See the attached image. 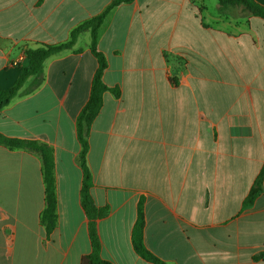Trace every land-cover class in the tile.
I'll return each mask as SVG.
<instances>
[{"label":"crops","instance_id":"0c3cea01","mask_svg":"<svg viewBox=\"0 0 264 264\" xmlns=\"http://www.w3.org/2000/svg\"><path fill=\"white\" fill-rule=\"evenodd\" d=\"M112 0H0V89L18 78L27 49L58 45ZM264 6V0H255ZM90 31L43 62L0 111V133L54 153L57 223L46 234L40 156L0 146V264H80L91 252L80 203L75 121L97 67ZM107 91L93 120L87 164L100 256L151 264H264L262 192L243 202L264 164V21L218 0H133L98 30ZM26 64V59L21 65Z\"/></svg>","mask_w":264,"mask_h":264},{"label":"trees","instance_id":"16d2710c","mask_svg":"<svg viewBox=\"0 0 264 264\" xmlns=\"http://www.w3.org/2000/svg\"><path fill=\"white\" fill-rule=\"evenodd\" d=\"M133 0H112L105 9L98 15L84 21L75 27L69 35L68 41L58 45H45L36 49H27L24 52L26 64L20 65L19 75L16 81L6 89H0V111L6 107L10 101L18 94L24 83L29 77H34V82L31 84L26 93L31 92L40 84V76L42 74L43 62L49 56L72 47L76 41L77 36L86 30L90 31L91 42L90 52L96 59L97 67L93 73L89 96L84 106L79 111L76 121V138L80 146L78 154V165L82 172V181L80 188V203L84 213L90 219L89 223V238L91 244V252L84 256L80 264H111L100 256L101 241L96 230V219L104 217L108 213L106 207H96L92 196L91 187L92 174L87 164V154L89 151L88 135L93 120L98 115L102 106L103 94L107 91L119 96L120 91L118 88H109L103 82V73L107 68V61L102 52L98 50V30L104 23L107 15L117 6L121 4L131 3ZM219 10L223 11L228 7H240L244 12L254 17H258L264 21V6L257 3L255 0H218ZM0 146L8 149H23L37 153L42 162V180L44 184L45 195V208L41 212V223L45 228L46 234L51 233L56 227L57 223V197L56 186L54 177V153L53 149L47 144L40 143L34 140H23L17 138L7 137L0 133ZM264 176V164L250 188L243 206L247 207L254 199L262 192V181ZM144 220L142 216V203L140 202L137 207V219L134 224L131 243L134 252L146 262L151 264H166L159 260L145 247L142 239Z\"/></svg>","mask_w":264,"mask_h":264},{"label":"built area","instance_id":"2783aa9c","mask_svg":"<svg viewBox=\"0 0 264 264\" xmlns=\"http://www.w3.org/2000/svg\"><path fill=\"white\" fill-rule=\"evenodd\" d=\"M25 60V55H24V53L23 54H21L20 56H19V58L16 60V62H14L13 64L15 65V66H20L21 65V63L23 62Z\"/></svg>","mask_w":264,"mask_h":264}]
</instances>
